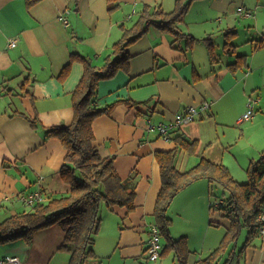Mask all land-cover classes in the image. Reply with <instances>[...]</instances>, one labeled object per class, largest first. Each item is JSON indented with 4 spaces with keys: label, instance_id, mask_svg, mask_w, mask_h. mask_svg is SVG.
Listing matches in <instances>:
<instances>
[{
    "label": "crops",
    "instance_id": "crops-1",
    "mask_svg": "<svg viewBox=\"0 0 264 264\" xmlns=\"http://www.w3.org/2000/svg\"><path fill=\"white\" fill-rule=\"evenodd\" d=\"M177 4L178 0H113L111 4L108 0H43L28 8L26 0H0V222L27 210L21 195L70 192L61 176L67 150L58 138H46L45 130L73 121V93L85 68L76 60L70 72L61 76L71 55L87 57L102 67L113 45L139 21L147 6L171 13ZM66 11L70 12L67 27L61 19ZM179 29L198 42L188 49L182 40L174 48L175 37L152 26L129 46L128 68L99 83L96 106L110 108L94 121V144L102 157H113L121 179L137 173V187L135 210L129 214L125 208L109 209L102 203L93 245L96 258L85 264H176L172 250L158 261L147 260L149 229L155 224L162 189L156 153L173 150L175 138L197 141L195 153L178 154L176 166L182 172L206 158L227 166L235 179L264 154V48H256L264 40V0H195ZM228 31L236 33L234 55L226 52ZM14 38L17 45L10 47ZM205 39L213 43L215 61ZM236 55H246L247 60L233 70L229 65L237 61ZM255 97L260 98L255 116L238 123ZM204 102L211 107L202 118L180 126L170 140L150 131L148 120L154 125L168 123L188 105ZM32 118L38 119L40 128L32 127ZM213 186L200 180L175 198L185 199L176 214L184 225L173 224L172 205L169 208L170 236L188 242L187 264H199L202 255H210L224 237L213 234L202 240V191L207 189L212 196ZM217 202L225 204V200ZM185 212L197 213L195 222L188 221ZM245 236L241 245L240 237L237 241L238 264H264V237L244 246ZM64 239V229L52 225L38 231L32 242L0 244V264H69L70 254L60 250ZM166 242L162 238L163 245ZM11 257L18 260L8 261Z\"/></svg>",
    "mask_w": 264,
    "mask_h": 264
},
{
    "label": "trees",
    "instance_id": "trees-1",
    "mask_svg": "<svg viewBox=\"0 0 264 264\" xmlns=\"http://www.w3.org/2000/svg\"><path fill=\"white\" fill-rule=\"evenodd\" d=\"M41 1L43 0H26V4L31 8ZM194 1L178 0L177 7L171 13H166L161 7L147 6L139 21L126 29L120 41L113 45L112 53L102 67L94 66L87 57L71 55L70 62L64 67L61 76L70 72L76 60L84 64L85 68L84 76L73 93V121L68 125H57L45 130L46 138H58L67 150L61 176L70 186V192L67 195L47 197L46 202L36 203L32 207L25 206L27 210L24 212L1 221L0 244L17 240L32 242L38 231L59 225L65 231L60 250L70 254L69 264H85L88 260L96 258L93 245L102 221V203L109 209L125 208L127 214L135 210L137 173H133L126 180L121 179L115 169L113 157H102L94 144V121L106 114L110 108L96 106L98 86L101 81L112 78L120 70L128 68L131 58L129 46L145 35L152 26L172 34L175 37L172 42L174 48H177L182 40L187 41L188 49L192 48L198 41L193 36L181 32L179 24ZM108 2L111 4L113 0ZM235 34L228 31L226 35L225 47L230 55L235 54L232 43ZM205 40L208 42L210 58L215 61L213 43L209 39ZM256 48H264V40L258 42ZM236 60L229 65L233 70L245 65L247 56L236 55ZM29 121L34 129L40 128L37 118ZM174 141L173 150L156 153L161 170L162 189L157 198L154 218L161 237L167 240L161 256L166 250H172L176 256V264H187L190 254L188 242L185 237L174 239L170 236L172 221L168 211L175 198L185 188L205 180L210 185H220L223 191L229 194V198L219 209L226 213L230 226L220 246L199 264H219L225 256L227 258L224 264H238L234 253L242 231H247L244 246H249L260 236L258 229L261 222L258 218L264 206V154L250 162L247 168L248 181L241 183L233 178L227 166L206 158H201L194 167L180 171L176 166L179 152L195 153L197 141H188L182 137L175 138ZM212 196L214 197L213 194ZM211 208H214L213 204ZM210 224L215 222L210 221ZM238 257L240 258V254Z\"/></svg>",
    "mask_w": 264,
    "mask_h": 264
},
{
    "label": "built area",
    "instance_id": "built-area-1",
    "mask_svg": "<svg viewBox=\"0 0 264 264\" xmlns=\"http://www.w3.org/2000/svg\"><path fill=\"white\" fill-rule=\"evenodd\" d=\"M70 12L66 11L62 14L61 19L63 25L65 27L69 26L68 14ZM245 15H249L248 12H245ZM18 39H10L9 46L15 47L17 45ZM260 102V98L255 97L251 98L248 102V107L245 113H243L238 118V123H242L245 121L251 120L256 114V107ZM211 107L209 102H204L199 106L188 105L186 109L182 113H178L176 115V119L174 121L168 123H159L158 125H154L151 120H148V126L150 131L157 130L160 136L165 140H170L173 132L178 129L183 124H188L194 121H197L202 118L204 113ZM19 200L23 203L24 206L32 207L36 203H43L47 201V197L41 191H33L28 194L21 195ZM221 202L214 203V207H219ZM259 221L261 222V226L258 229V233L261 237H264V206L263 210L259 216ZM164 246L162 243V237L159 231L158 226L152 224L149 229V240L147 247V260L151 262L158 261L161 258V254L163 252ZM8 261H17V258H7Z\"/></svg>",
    "mask_w": 264,
    "mask_h": 264
},
{
    "label": "rangeland",
    "instance_id": "rangeland-1",
    "mask_svg": "<svg viewBox=\"0 0 264 264\" xmlns=\"http://www.w3.org/2000/svg\"><path fill=\"white\" fill-rule=\"evenodd\" d=\"M257 112V111H256ZM235 179L238 180L241 183H245L248 181V175L247 173H241L235 176ZM205 184V182H203ZM207 185V184H205ZM214 185L213 187H215L212 191V194L214 195V197L211 196V194H209L208 190H203L202 191V240L203 238L207 235L208 238L212 237L213 234L216 236H224L225 233L227 232V227L229 225V221L228 219L225 217V214L222 212V210H220L218 207H214V209H211L210 207V202L213 200V203H216L218 200H225L227 201V199L229 198V194L225 193L221 186L218 184H212ZM204 187V186H202ZM185 199L183 198V196L177 198L175 200L174 203H172L171 206V215L174 218L173 224L175 225H181L179 222V219L177 220L176 214H178L181 210H182V205L181 203H184ZM195 214L198 215L197 213H188L185 212V216L188 217V221H193ZM191 218V219H190ZM214 221L216 222L219 226H212L210 227L208 223H210V221ZM184 225V223H182ZM210 227V228H209ZM209 231V234H206V232ZM247 231L246 229H244L242 231V235L240 237V245L243 243L244 239H245V235H246ZM193 249V248H192ZM194 250V249H193ZM213 252V251H212ZM198 259L201 258L199 255ZM205 256H209L207 255V253H204L202 255V260L205 258ZM154 264V263H152ZM223 264V261L222 263Z\"/></svg>",
    "mask_w": 264,
    "mask_h": 264
}]
</instances>
